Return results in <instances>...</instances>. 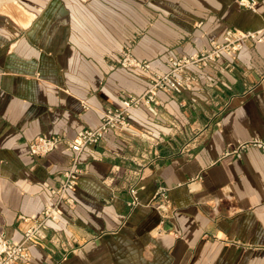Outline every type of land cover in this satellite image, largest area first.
I'll return each instance as SVG.
<instances>
[{"label":"crops","instance_id":"crops-1","mask_svg":"<svg viewBox=\"0 0 264 264\" xmlns=\"http://www.w3.org/2000/svg\"><path fill=\"white\" fill-rule=\"evenodd\" d=\"M254 1L0 0V231L15 242L19 216L57 202L48 191L72 156L63 145L31 156L28 142L95 127L105 107L147 87V74L118 64L124 45L164 72L169 57L227 28L259 37L186 68L190 89L157 91V104L130 109L131 130L85 147L71 203L57 202L59 220L47 222L50 241L12 264H264V150L224 155L264 139V0ZM65 237L78 249L63 259Z\"/></svg>","mask_w":264,"mask_h":264},{"label":"built area","instance_id":"built-area-1","mask_svg":"<svg viewBox=\"0 0 264 264\" xmlns=\"http://www.w3.org/2000/svg\"><path fill=\"white\" fill-rule=\"evenodd\" d=\"M237 3L254 10V0H237ZM257 34L258 31H242L235 28H227L223 32L220 41L211 40L205 48L196 53L188 55L178 54L169 57L167 70L164 72L155 71L147 60L135 58L132 54L131 45H124L120 51L118 64L121 67L137 69L148 75V84L142 93L138 95L127 94L121 98L119 107H105L101 111V120L98 125L92 128L82 127L71 138L58 134L36 136L27 144L28 154L39 158L45 157L61 145L72 153L71 163L62 173L63 180L58 187L49 189V198L55 197L57 202L65 201L71 203L68 192L74 189L78 175L81 172V169L77 165L78 155L85 147L97 144L109 131L121 133L131 130L127 120L130 109L141 105L150 106L151 104H157L156 93L159 90L179 94L184 89H190L194 84V77L184 71L186 68H204L222 56L233 58L242 48L245 40L259 39ZM252 90L253 88L251 87L248 92ZM248 145L264 150V139L254 138L240 142L234 149L224 152V155L239 156L240 151ZM136 191V188H130V194L132 196V200L129 202L130 206L137 203ZM164 191V188L158 187L156 195L165 199L166 195ZM57 202L52 205L45 204L36 217H18L22 222L26 223L20 241H11L0 231V264L26 261L29 259V245L50 241L46 236L47 222H57L59 220L61 210ZM157 208H161V204L157 205ZM60 247L62 249L63 259L78 249L74 245V239L72 237H65V239L60 241Z\"/></svg>","mask_w":264,"mask_h":264}]
</instances>
